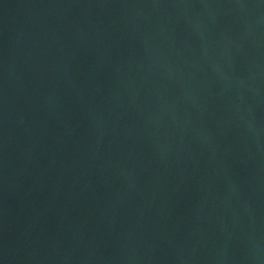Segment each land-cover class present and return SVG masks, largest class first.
<instances>
[{
	"label": "water",
	"instance_id": "95a60500",
	"mask_svg": "<svg viewBox=\"0 0 264 264\" xmlns=\"http://www.w3.org/2000/svg\"><path fill=\"white\" fill-rule=\"evenodd\" d=\"M0 264H264V0H0Z\"/></svg>",
	"mask_w": 264,
	"mask_h": 264
}]
</instances>
